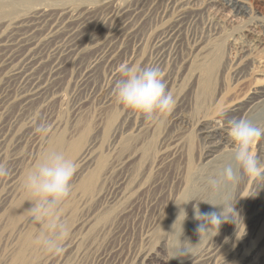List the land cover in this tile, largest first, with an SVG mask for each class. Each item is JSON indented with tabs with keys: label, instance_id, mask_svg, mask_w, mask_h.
<instances>
[{
	"label": "rangeland",
	"instance_id": "rangeland-1",
	"mask_svg": "<svg viewBox=\"0 0 264 264\" xmlns=\"http://www.w3.org/2000/svg\"><path fill=\"white\" fill-rule=\"evenodd\" d=\"M130 1V5H135L140 0ZM185 1L145 0L141 27L136 37L124 46L128 52L123 53L122 59L128 65H154L166 71L164 79L176 105L159 122H146L119 105L108 91L112 74L106 71L100 75L95 92H87L81 86L82 74L72 71L61 83L60 93L54 100L29 108L21 106L17 89L7 90V70L0 74V164L10 171V175L0 178V264H4V253L15 242L10 236L15 222L29 214L32 206L28 201L25 212L21 210L14 218L8 215L19 192V174L41 138L35 131L41 123L49 129L59 126V131L72 140L76 139L72 136L74 132L80 134L86 130L87 138H95L96 142L82 178L92 171L100 175L104 170L109 173L99 196H95L99 178L93 188L85 191H80L81 188L72 182L71 196L59 210L60 218L70 229L68 239L61 242L63 253L50 254L39 244L22 264H142V257L148 252L158 253L163 260L161 264H182L207 242H223L232 247L244 238L251 223L249 202L255 189L254 181H249L248 177L230 187L225 201L233 203L237 218L223 223L218 235L204 237L200 242L196 228L199 222L192 219L195 211L186 216L185 221L192 220L180 240L182 244L187 242L194 246L185 245L190 247L187 255L181 254L178 241L175 243L168 233H159L151 220L159 210L170 205L176 206L175 211H185L187 201L198 198V195H190L186 200L169 203L167 186L176 185L187 166L193 170L203 166L207 151L203 130L212 126L221 112L245 100L256 88H264V0H241L237 4L225 0L227 5H235L233 12L214 10L207 5V0ZM110 22L103 29L105 33L113 29ZM255 36L260 43L248 54L250 76L238 84L239 61L242 62L246 50L244 43ZM102 48V45L87 46L82 55L83 63L96 59ZM214 60L217 75L212 79L208 96L200 98L198 85L203 78L202 67ZM110 120L111 127L122 122L115 142L110 138ZM257 124L264 126V114ZM225 137L231 160L235 146L229 132ZM258 144L253 148L255 154ZM64 154L68 158L71 156L67 149ZM98 166L101 169L98 170ZM136 176L141 178L142 184L150 186L140 194L131 185ZM123 177L129 191L125 198L121 197L119 185ZM261 195L264 197V184ZM136 198L143 210L147 208L138 228L133 221ZM123 209L127 212L125 216L120 214ZM185 236L189 240L184 242ZM259 239L249 245L248 254L260 248ZM260 249L264 255V246Z\"/></svg>",
	"mask_w": 264,
	"mask_h": 264
},
{
	"label": "bare ground",
	"instance_id": "bare-ground-1",
	"mask_svg": "<svg viewBox=\"0 0 264 264\" xmlns=\"http://www.w3.org/2000/svg\"><path fill=\"white\" fill-rule=\"evenodd\" d=\"M141 1L143 0L135 5H130V0H0V74L7 70L6 74L9 77L7 90L17 89L18 93L20 92L18 96H21L22 99L21 106L29 108L54 100V97L60 93L61 83L72 71L78 70L82 74L81 86L87 92H95L96 87L99 86L100 75L106 71V73L112 74V80L108 83V91L113 97L114 84L120 79L119 68L121 65H128L126 60L122 59L123 53L127 54L128 52L124 46L136 37L142 24L141 20L145 18L143 14L146 2L145 0ZM169 1L176 3V0ZM186 1L191 3L194 0ZM230 1L237 4L241 0ZM227 4L225 0H207V5L219 12L232 11L235 8V5ZM107 22L112 24L113 29L110 30L111 32L105 33L103 29ZM248 40L247 43H244L246 50H242L244 51L242 57L244 63L239 61L241 68L238 69L236 83L244 81L249 75L248 54L260 43L257 36ZM51 45L53 46L51 47ZM89 45H102L103 48L96 59L83 63L82 55ZM216 67L215 60L203 65V78L198 85L200 98L208 96L212 79L215 74L217 75ZM165 72L163 70L164 76ZM263 114L264 88L260 87L256 88L245 100L236 102L227 112H221L212 126L203 130V138L207 147L203 166L194 170L191 166H187L182 170L181 180L174 186H167L169 193L167 202L174 203L179 199L186 200L191 197L190 195H198L196 200L188 202L189 199L187 201L185 209L187 215H192L196 206L199 207L202 214L212 211L221 212L222 206L213 208L210 204L202 201H209L213 204L223 203L230 190L229 187L213 191L208 184L209 178L217 176L224 164L230 161L229 144L225 137L229 132L228 121L232 118L247 117L257 123L263 118ZM111 125L110 120V138L111 142H115L120 134L122 122H118L112 127ZM75 133L77 132H74L72 136H76V139H67L64 133L59 131V126L50 127L49 135L41 136L33 150L31 149V155H28L29 160L27 159L24 164L26 167L19 174L21 179L18 183L20 188H17L19 192L16 201L13 198L8 209V215L11 218L16 217L21 210L25 212L27 202L30 200L28 193L22 187L25 173L49 150L54 149L63 153L66 149L69 150L71 153L69 159L74 160L77 165V172L72 182L81 188L80 191H85L93 188L96 179L99 178L95 196L101 194L100 187L104 183L108 171H102L101 175L98 171H92L86 178H82L84 171L87 170L86 164L91 159L96 139H88L86 130L80 131V134ZM256 156L264 162V139L259 141ZM99 169H101L100 166H98ZM247 179L254 181L255 189L252 192L254 196L252 199L250 198L249 202L251 204L249 207L251 223L241 242L232 247H230L232 244L224 245L223 242L215 244L207 242L203 249L189 255L182 264H264V255L260 249L264 246V197H261L264 180ZM119 185L121 197L125 198L129 192L125 177L122 178ZM131 185L138 194L150 187L142 184V180L138 176L133 178ZM133 207V221L138 228L147 214V208L143 210L137 198ZM175 209L176 206L173 205L161 209L157 215L151 217V220L153 225L159 229V233H168L176 243L181 234V223L183 222L184 233L190 228L189 223L195 218V214L192 219L185 221L183 213L180 215L181 211H175ZM120 214L125 216L127 212L123 209ZM173 225L175 235H171ZM14 226L10 236L15 242L9 250L5 251L4 259L6 261L4 264H22L40 246L37 243L40 235L39 227L32 223L29 214L20 218ZM193 236L196 237V233ZM258 239L261 240L260 248L248 254L249 245L251 246ZM187 240L189 239L185 236L183 241ZM173 252L177 254V248H174ZM142 261V264L163 263L158 253L152 254L151 252L145 254Z\"/></svg>",
	"mask_w": 264,
	"mask_h": 264
},
{
	"label": "clouds",
	"instance_id": "clouds-1",
	"mask_svg": "<svg viewBox=\"0 0 264 264\" xmlns=\"http://www.w3.org/2000/svg\"><path fill=\"white\" fill-rule=\"evenodd\" d=\"M119 76L120 79L113 87V95L116 102L131 113L143 117L146 122L156 123L174 110L176 100L168 90L160 67L124 64L119 68ZM228 126L229 136L235 147L231 153V160L224 164L217 176L209 178L208 184L213 191L234 187L245 176L264 180V162L258 159L253 151L254 146L264 139V126H259L247 117L232 118L228 121ZM35 131L47 137L50 129L41 123ZM76 172V162L62 151L53 149L45 152L25 173L22 180V187L28 193L32 205L28 210L31 221L41 227L37 243L50 254H62L64 249L61 242L70 236L69 226L60 218L59 210L71 196L72 180ZM8 175L10 171L7 166L0 164V178ZM202 202L210 204L213 208L222 206L223 210L219 213L212 211L202 214L198 206L194 208L195 219L199 222L197 233L200 242L204 237L218 235L223 223L237 218L233 203ZM181 213L185 220L186 212L182 209L180 215ZM174 225L171 235H175ZM182 235L183 222L178 242L181 254L187 255L190 247L185 245L194 246L187 242L182 244L180 240Z\"/></svg>",
	"mask_w": 264,
	"mask_h": 264
}]
</instances>
